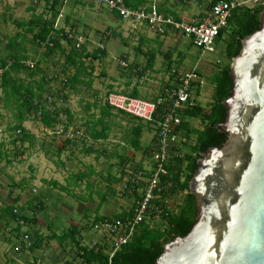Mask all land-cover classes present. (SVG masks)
Listing matches in <instances>:
<instances>
[{"label": "crops", "instance_id": "crops-1", "mask_svg": "<svg viewBox=\"0 0 264 264\" xmlns=\"http://www.w3.org/2000/svg\"><path fill=\"white\" fill-rule=\"evenodd\" d=\"M120 1L129 8L154 7L165 16L191 22L200 21L211 2V0ZM91 6H93L91 0L69 2L63 6V19L58 21L56 29H54V23L58 9H56V12L53 11L56 15L52 18L51 15H45L41 11L37 13V9L34 7L29 8V13H27L29 18L23 17L24 20L17 21V27L22 29L18 30L16 34L19 35L17 43L21 44L18 45L17 52L11 50V44L9 43L11 40L8 39L9 37H3L5 42L0 49V62L4 59L12 58L18 59L23 64L32 63L35 65L34 69H37L38 73L30 77L25 68L18 70L8 65L3 69V72L8 69L10 70L7 84H2V77L0 80V264H70V261L74 257H77L76 252L75 255L67 253L68 248L66 243L60 245L56 240L46 241L43 239L44 241L41 244L37 241L40 244L38 247L34 249L30 248L33 242L39 239V236L45 238L51 234L58 235L54 232L43 234V231L41 232L36 228L38 225H42V219L38 217V214L40 211H45L44 203H48L49 197H53L56 191H62L61 196L67 199L70 197V200H73L72 198L76 199L74 201L76 204H64L59 207L58 211L63 215L62 217L70 216L71 209L75 210L80 217L86 219L93 217V222L95 218L100 217L103 219L115 218L116 216L112 215H99L100 207L106 201L105 195L109 194L108 192L114 194V191H110L111 187H108L103 196L100 198L97 196V193L101 192L102 188L106 189L105 178L103 176L110 175L103 173V171L111 168H114V170L118 169L116 171L118 172V178H113L118 185L121 183L120 177L122 176L124 165L127 162L130 165L137 163L136 154L140 152L144 154V150L149 154L151 151L150 149L154 142V132L151 134L148 146H144L140 143L142 129L137 141L138 148H135L136 143H132L133 132H130V150L127 151V156L120 153L124 149L116 141H113V145H111L113 148L109 150L110 148L106 144L108 131L104 129L102 132L101 129L102 127H106L103 117L109 115L108 112L110 110L100 106L96 93L92 90L88 93V88L81 90L82 95L84 91L85 95H87L85 99L77 98L80 96L77 93V89H79L78 92L80 93L78 86L86 85L85 77L88 74L85 70H90V67L88 68V63L86 62V64L85 61L89 59H83V64H79V60L76 59V63L71 66L66 64L63 56V59L56 61V58L53 60L46 57L44 49L40 50L35 46L26 47L23 44L24 42H29L33 45L32 36L39 31L40 26L44 22L51 21L53 22L52 28L55 30V33H52L56 36L61 49L67 53L69 45L61 37L62 32L69 28L77 29L79 26L77 18L83 16L82 10ZM116 16L118 17V27L114 31L107 28L99 34L96 33V40L102 39L103 42L100 45L98 44L95 50H104V56L98 60L103 58L105 61L108 60L105 56V49L101 45L112 37L117 44L131 46L133 51L132 60L126 54L120 57L121 61H123L121 64L126 67L124 72H129L128 75L121 74L120 76L121 78H126L125 85L129 87V90L126 88L124 92L129 93L136 89L139 98L146 96L141 94V91L138 89L139 81L134 79V74L141 77L145 72L154 74L165 70V86H168L171 79L170 72L173 70V61L178 60L180 56V52L177 53L174 48V43L181 36L170 32L162 36H158V34L152 36L149 31H154L146 25L135 24L129 20L120 19L118 15ZM25 19L28 20L25 21ZM121 21H126V24L121 23ZM56 33L58 34L56 35ZM85 36H87L86 33ZM10 39H13V37ZM88 39L89 36L86 38L87 42L85 41V43H88ZM84 45L82 49L85 50L86 54H91L94 51L89 52ZM139 59H143L144 62L141 63ZM53 65L56 66L53 67ZM168 68H170V72H166ZM63 70L67 73L63 78V84L67 79L75 75L78 77V82L74 87L65 91L66 95L67 92L69 93V97H67L65 103L67 113L63 115L60 109L55 108L60 112L58 118L62 117L59 125L66 132H53V128L46 127L40 122L39 116L28 114L32 109L27 108L26 102L21 103L18 97L27 90H34L38 93V89L42 85L44 88H50L52 92L60 91L63 84L59 82V73ZM137 72H141V74H137ZM60 84L62 85L61 87H59ZM201 92L199 90L196 97H199ZM194 99L195 97L193 98V104L199 105L196 104ZM109 113L114 114L113 111ZM97 121H101L103 126L101 123L93 125ZM19 124H21V128L24 130L22 139L18 138V134L16 133L18 130L15 131V127ZM76 124L78 125L76 126ZM135 126L138 125H134L133 127ZM76 127H79L80 130L78 131ZM56 129L58 130V126ZM181 138V133L176 134L174 148L177 147V142ZM111 157L115 158L114 161H108ZM139 161L141 160L139 159ZM183 163L185 164V162ZM75 177L76 179H74ZM67 183L70 185L75 184L74 188L70 186V189H73V194L67 193L64 190ZM40 190L45 194L43 197H39ZM125 195L128 194L124 193ZM77 196H82L83 201H80ZM134 196L137 199V196ZM134 204L131 208L128 206L120 215L128 216ZM14 211L18 212L19 216L16 213L14 214ZM47 217V220L50 222L51 217ZM54 217L55 215L52 218ZM71 227L79 229L81 245L89 248L88 242L91 239V234H85L84 228H79L78 224H74ZM31 239L33 240L31 241ZM96 241H99V243L96 244L95 249H102L105 255L111 253L113 248L111 239L104 237L103 242L99 239L93 240V242ZM84 242L86 243L84 244ZM78 264H80V261Z\"/></svg>", "mask_w": 264, "mask_h": 264}, {"label": "water", "instance_id": "water-1", "mask_svg": "<svg viewBox=\"0 0 264 264\" xmlns=\"http://www.w3.org/2000/svg\"><path fill=\"white\" fill-rule=\"evenodd\" d=\"M241 25L174 235L121 264H264V8Z\"/></svg>", "mask_w": 264, "mask_h": 264}, {"label": "rangeland", "instance_id": "rangeland-1", "mask_svg": "<svg viewBox=\"0 0 264 264\" xmlns=\"http://www.w3.org/2000/svg\"><path fill=\"white\" fill-rule=\"evenodd\" d=\"M46 1V3H45ZM50 0H0V49L2 48V44H4L5 39L3 37L8 36L9 40H12L10 38H15L16 34L18 33L19 29L17 27V23L20 20H24V18L28 17L27 13H29V8H35L37 9V13L40 11L45 15H51V17H55V12L50 10ZM49 6V7H48ZM58 9V7L56 8ZM47 11V12H46ZM31 13V12H30ZM83 16L77 18L78 19V28L77 31L80 33H85L87 36L85 38H88V43H85V48L91 52L92 50H95L100 45L103 40L100 39L99 41L96 40V33H101L104 31V29H109L111 31H114L115 28L118 27V17L116 14H113L111 12H108L104 9H97L94 6L87 7L86 9L82 10ZM29 18V17H28ZM19 20V21H18ZM28 19H25L27 21ZM18 21V22H17ZM120 22V21H119ZM126 21H121V23L126 24ZM125 27V25H123ZM152 36L156 34L155 32L149 31ZM157 35V34H156ZM158 36H162L159 35ZM225 39H227V36L225 35L223 40L219 44L214 45V51L213 52H204L200 50L199 48L195 47L188 38L180 37V39L174 43V48L176 49L177 53L180 52V56L178 60L173 61V70H183V71H190L192 69H196V71L200 74V76L204 79V85L201 88V94L199 97H196V94H193V98L195 97L196 104H199L201 106H206L209 104L211 100V93L213 89V78L218 69L230 65V60L224 55L223 49L225 44ZM87 42V41H86ZM26 47H34L29 42L23 43ZM102 48L105 49L106 58L107 61L103 59L101 60H95V61H85V63H88V68L90 67V70H85L87 72V76L85 77L86 85H79L80 93L78 92L79 89H77V93L80 95L77 98H86L87 95L81 94V90L84 88H88V93L92 90L94 93H96V96L98 100L100 101V106L104 108V99L106 97V94L109 92V87H112L115 92H123L124 90H129V87L125 85L126 78L120 77L121 74L128 75L129 72H124L125 68L121 63L120 57L123 54L128 55L130 60H132L133 57V51L131 46H125L123 44H117L114 38L112 37L101 45ZM81 51H85L84 49H80ZM86 50V51H87ZM41 52V51H39ZM173 56V54H172ZM139 61L142 63L144 62L143 59H139ZM113 62V63H111ZM117 62V63H116ZM86 63V64H87ZM115 63V64H114ZM61 64V63H60ZM56 65H53V67ZM93 68V69H91ZM51 71H53L51 69ZM89 71V72H88ZM141 74V72H137V74ZM66 71H62L59 73V82L63 84V78L65 76ZM165 70H162L158 73H147L145 72L143 76L140 77V75L134 74V79L139 81L138 89L141 91V94L146 96H140L142 99H149V100H155L156 97L162 92V89L165 86ZM127 77V76H126ZM62 85L60 84L59 87ZM133 86V85H132ZM63 88V86L61 87ZM60 88V89H61ZM50 94H53L55 92L50 91ZM126 93V92H125ZM77 94V95H78ZM122 94V93H121ZM69 93L67 92V97ZM47 97L46 94L44 96ZM48 103L52 106L51 108L48 107V110H52L54 108H58L60 110H64L65 107V101L61 98H48ZM103 103V104H101ZM54 107V108H53ZM81 107V106H80ZM110 110V109H109ZM113 111V113H109ZM108 112L109 115H105L103 117V121L105 124V128L107 129V147L110 148L109 150H112L113 141H116V143L124 149L120 153L124 156H127L126 153L128 150H130V143L129 140L131 138V128L134 125L140 126V128L143 130L140 138V143L144 146H148L150 137L152 132H154L153 128H151L149 125L145 124L144 122L137 120L131 116H128L126 114L117 112L115 110H110ZM60 113V112H59ZM63 113V112H62ZM65 113H63L64 115ZM60 121L62 120V117H59ZM187 122H189L190 128L193 129H201L202 124L198 120H189L186 119ZM78 124H76L77 126ZM58 126V130L56 129ZM53 128V132H60L62 129V126L57 125ZM78 131L80 130L79 127H76ZM76 131V130H75ZM63 132H66L64 130ZM183 138L181 140H178L177 142V148L179 147V154H184L190 152V147L194 143V136H191L189 142L184 143L187 144V146H184ZM152 144V141H151ZM190 146V147H189ZM141 153V154H140ZM137 155V163H133L132 165L128 164L127 162L124 167L122 168V176L120 177L121 183L116 184L113 180V178H118V169L114 170V168L108 169L106 171H103L105 175L103 178H105V185L106 189L102 188L101 192L97 193L98 198L104 195L108 187H111L110 191H114V194H111V192H108L109 194H106V201L102 204L100 207L99 215L103 216H117L120 215L124 210L130 206V208L133 206V204L136 202V198L131 192V190H126V184L128 182V172H131V170L134 171H141L145 170L146 168L150 167V157L149 154H143V152H140ZM173 155V153H172ZM141 157V158H140ZM57 158V157H56ZM115 158L111 157L108 161H114ZM139 159L141 161H139ZM146 163H144V162ZM140 162V163H139ZM143 162V163H142ZM148 162V163H147ZM129 165V166H127ZM145 167V169H138V166ZM145 165V166H144ZM138 167V168H137ZM185 167V164H182V168ZM120 176V175H119ZM76 179V177L74 178ZM74 183L70 185L67 183L65 185L66 188L64 190L67 193L73 194ZM76 192V190H75ZM124 193L128 194L124 196ZM137 194L139 196L138 190ZM45 194L43 191H39V197H43ZM59 195V196H58ZM62 191H56V194L53 195V197H49V202H45V211H40L38 214V217L42 219V225L37 226L36 228L39 229L43 234H48L49 232L57 233L58 235L62 234L63 232H66L69 227H71L74 224H78L79 228H84L85 234L90 233L91 239L88 242L89 248L96 247L92 246L93 243L98 244L99 241L93 242V240H100L103 242L104 238L98 235L97 231L94 229V225L97 224L93 222V217L90 218H84L80 217L79 214L75 210L70 209V216L68 217H62L63 215L59 213L58 209L61 205H73L76 201V199L72 198L73 200L67 199L66 197L61 196ZM80 201H83L82 196H77ZM85 197V195H84ZM183 195H178L173 198H169V201L167 202V207L170 209H173L176 207V205L181 201ZM76 204V203H75ZM74 204V205H75ZM14 214H18V212L14 211ZM53 215H55L54 218ZM19 216V214H18ZM47 216L51 217V221L47 220ZM146 223L148 222L149 226L153 229H157L159 231L162 230L163 225L158 217H155L154 219L147 218ZM35 229V228H34ZM79 230V229H78ZM97 235V236H96ZM45 236V235H44ZM33 239H31L32 241ZM29 241V240H28ZM67 246V253L69 255L73 254L75 255V249L72 246V243L70 241L65 242ZM86 242H84L85 244ZM71 244V245H70ZM87 244V245H88ZM79 259L73 258L72 261H70V264H78Z\"/></svg>", "mask_w": 264, "mask_h": 264}, {"label": "built area", "instance_id": "built-area-1", "mask_svg": "<svg viewBox=\"0 0 264 264\" xmlns=\"http://www.w3.org/2000/svg\"><path fill=\"white\" fill-rule=\"evenodd\" d=\"M58 1L54 29L57 28L58 21L63 19V6L76 0ZM52 2L53 0H50V4ZM91 3L97 9L107 10L123 20L146 25L156 34L176 33L188 38L200 50L213 52L216 38L220 31L227 27L231 12L235 9L263 5L264 0H219L197 22L165 16L154 7L128 8L120 0H91ZM64 33L75 49H81L85 44V35L77 29L69 28ZM27 65L34 68L32 63ZM2 75L3 68L0 64V80ZM170 76V84L162 89L155 100L134 98L118 92H110L105 98V105L110 109L140 120L154 130V142L149 153L150 167L141 171L131 170L127 175L128 182L139 193L131 215L126 219L105 218L94 225L101 237L113 242L109 261L116 251L131 241L143 221L151 216H161L162 206L167 207L169 201V198H165L160 206L154 202L162 190L171 186L168 179L163 182L161 179L170 176L167 168L176 143L175 132L182 121L181 112L194 106L193 94L204 85V80L196 69L172 70ZM95 245L96 243H93L92 246Z\"/></svg>", "mask_w": 264, "mask_h": 264}, {"label": "trees", "instance_id": "trees-1", "mask_svg": "<svg viewBox=\"0 0 264 264\" xmlns=\"http://www.w3.org/2000/svg\"><path fill=\"white\" fill-rule=\"evenodd\" d=\"M217 1L219 0H211L207 10H209L210 7ZM58 6H59V1L53 0L50 6V10L56 12V8ZM261 8H264V4L256 5L252 8L235 9L231 12V15L227 21V27L220 31L215 41V44H219L223 40L224 36L225 35L227 36V39L224 40L225 44H224L223 52L224 55L230 61L235 56V45L242 34L243 28L241 23H248L249 20L252 18V16ZM52 25L53 22L51 21L44 22V24L40 26L39 31L32 36L33 45L37 49L40 50L44 49L45 50L44 53L46 57H49L53 60H55L56 58V61H60V59L64 58L66 64L73 66V64L76 63V59L79 60V64L81 63L83 64L82 62L83 59H89L91 61H95L100 59V57L104 56L103 49L94 50L91 54H86L84 51H81L80 49H75L72 46L71 41L66 37L63 31L61 37L64 38L67 41V44L69 45V50L66 53V51H63L61 49L60 45L57 42L56 36L52 33L55 31L52 28ZM58 33H56V35ZM18 38L19 35H16V37L12 39L11 42H9L11 44L10 48L12 51H16L17 47H19L18 45H21L17 43ZM0 64L3 69L8 65L11 66L13 69H18V70L25 68V70L28 71L30 77H33L38 73L37 69L29 68L26 63L23 64L18 59L7 58L2 60ZM33 66L35 67V65ZM226 70H229V65H226L218 69V71L214 75L213 78L214 85L211 95L212 101L209 104H207L205 107H202L200 105H194L181 112L182 121L181 124L177 127L175 133L176 134L181 133V137L185 140V142L186 141L189 142L191 136H194V143L191 147L189 146L191 149L190 152L184 153L182 155L179 154L180 153L179 147L174 148V153L170 158L169 161L170 163L168 164L169 167L167 168V170H169L170 176L161 179L162 182L165 179H168V181L171 182V186L167 189L162 190V192L157 195L156 199L154 200L157 206L163 204L165 198H173L178 195H183L181 201L176 205L175 208L170 209L168 207L162 206L163 213L161 216L158 217L163 225L161 231L157 229H153L152 227L149 226L148 222L146 223V221H143L137 228V231L134 234L131 241L126 245L122 246L118 251H116L112 256V258L110 259V261H109V255H105L102 252V249L99 248L95 249L94 247L87 248L85 246H82L79 237V231L76 227L69 228L65 233L61 235L51 234L45 238L39 236V239H36L35 242H33V245L30 246V248L34 249L38 247L44 240L46 241L56 240L60 245H63L65 242L70 241L72 243L73 248L76 251V257L77 259H79L80 264H121V259H120L121 255L135 250L147 254H151L159 245H161L163 242H165L171 236H173L174 225L179 221L184 211L186 210V202L190 194L188 189V183L193 175L194 162L200 153V144L205 138L209 127L214 123L216 117L218 103H219V99L216 95V87L220 81L221 75ZM9 72H10L9 69L3 72L2 84H5L9 79ZM166 72H170V68H168ZM77 82H78V77L75 75L64 82L63 88L60 91H55V93L53 94L49 93L50 88H44L43 85L41 86L40 89H38V93H36L34 90H27L22 95L17 93L19 90L16 93L20 95L18 98L21 101V103L26 102L27 108L32 109V111L28 112V114L39 116L40 122L44 126L49 128H54L55 126L61 123L60 119L58 118L59 110H56L54 107H53L54 109L48 110V107L50 108L52 107L49 105L52 102L50 103L47 102L48 98H59V99L62 98L66 102L67 99V95L65 92L66 89H70L71 87H74L77 84ZM112 89L113 88L110 87L109 91H112ZM134 90L135 91L129 93H125L124 91L120 93L130 97L139 98L138 92H136V89ZM198 92L199 90H196V93ZM44 94H46L47 96L46 98L43 97ZM104 107L107 108L108 110L110 109L106 105H104ZM60 111H62L63 113H67L65 109ZM187 118L199 120L200 123L202 124V128L201 129L190 128L189 123L186 122ZM97 123H101V125L103 126V123L101 121L100 122L97 121L93 125H97ZM104 129L106 128L102 127L101 131L103 132ZM15 131H17L16 133L18 134V138L22 139L24 130L21 128V124L15 127ZM130 132H133L132 143L133 144L136 143L135 148L136 147L138 148L137 141L141 132L140 126H135L131 128ZM184 146H187V144L184 143ZM146 153L148 154V152L144 150V154ZM183 162H185V167L182 168ZM138 169H143V167L139 166ZM129 189L134 195L137 196L138 199L136 188H133V186L129 182H127L126 190ZM131 213L132 212H130L128 216L117 215L115 218L126 219L131 215ZM154 218L155 217L151 216L150 219H154ZM102 219L103 218L101 217L95 218L94 224Z\"/></svg>", "mask_w": 264, "mask_h": 264}]
</instances>
